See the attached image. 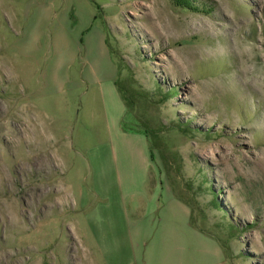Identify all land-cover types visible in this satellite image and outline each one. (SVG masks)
I'll list each match as a JSON object with an SVG mask.
<instances>
[{
    "label": "rangeland",
    "instance_id": "374dc122",
    "mask_svg": "<svg viewBox=\"0 0 264 264\" xmlns=\"http://www.w3.org/2000/svg\"><path fill=\"white\" fill-rule=\"evenodd\" d=\"M190 1L0 4V264L135 262L110 216L106 148L89 146L104 134L92 66L144 94L127 126L156 133L150 176L166 219L207 233H182L191 255L207 263L196 246L210 236L226 264H264V0Z\"/></svg>",
    "mask_w": 264,
    "mask_h": 264
},
{
    "label": "crops",
    "instance_id": "0c3cea01",
    "mask_svg": "<svg viewBox=\"0 0 264 264\" xmlns=\"http://www.w3.org/2000/svg\"><path fill=\"white\" fill-rule=\"evenodd\" d=\"M22 1L24 0H0V4L8 5ZM91 68L93 71L89 82L91 80V84H94L96 96L100 101L104 134L99 143L89 146L106 148L103 158L109 166L111 183L116 186L111 197L117 212L111 215L105 213L106 210L102 212L105 216H112V220L117 218L123 221L124 228L120 231L119 237L127 249V254L133 255L132 259H135L133 264H226L222 246L210 236L204 246L201 244L202 241L196 246L201 255L203 250L204 253H210L211 257L205 259L207 263H203L200 256L191 255L194 247L189 249L182 233L207 235L196 229L192 221L166 219V204L158 205L161 188L150 176L152 159L148 140L140 130L122 129L121 122L126 116V104L116 85L117 78L114 72L107 78H99L95 74L97 67ZM99 161V156H92L91 163L98 164ZM95 176V184L98 186L95 196L100 199L98 203L100 209H105L108 204L110 205L107 184L105 180L101 183V176L97 170ZM102 200L106 202L103 203ZM127 200L131 201L130 207L133 212L131 219L127 215ZM81 204L82 208L86 209L84 219L95 223L98 216L97 206L93 207L86 196H82ZM180 223L184 227L183 232L179 229ZM116 251L121 252L119 249Z\"/></svg>",
    "mask_w": 264,
    "mask_h": 264
},
{
    "label": "trees",
    "instance_id": "16d2710c",
    "mask_svg": "<svg viewBox=\"0 0 264 264\" xmlns=\"http://www.w3.org/2000/svg\"><path fill=\"white\" fill-rule=\"evenodd\" d=\"M173 2L181 7L184 8H190V9H195L194 6L192 5L190 0H173ZM116 85L118 87V90L122 96V98L124 99V102L126 104V116H124V118L122 119L121 122V127L122 129L126 130V129H136V130H140L142 131V133H144V135L146 136L148 143H149V148H150V152H151V159L153 161V151L157 146L158 140H156V142L150 141L149 136L150 135H156V133L154 132V130L144 121H141L138 119L139 124H137L138 126H140L141 128H137L135 127H129L127 126V115H128V110L130 108V105L132 104V100L135 97L136 94L142 95L144 96V94L142 93H138L136 92L135 88H126L123 85L121 86L118 82V80L116 81ZM129 127V128H128ZM157 137V136H156ZM224 247V245H223Z\"/></svg>",
    "mask_w": 264,
    "mask_h": 264
}]
</instances>
